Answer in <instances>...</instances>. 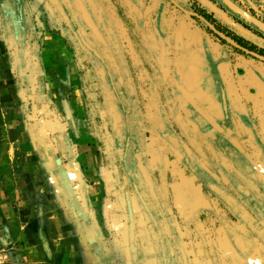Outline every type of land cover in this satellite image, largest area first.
<instances>
[{"label":"rangeland","instance_id":"obj_1","mask_svg":"<svg viewBox=\"0 0 264 264\" xmlns=\"http://www.w3.org/2000/svg\"><path fill=\"white\" fill-rule=\"evenodd\" d=\"M96 1L116 32L117 39L109 47L95 41L93 36L99 38L73 0L19 3L26 17L35 18L53 47L61 50V78L80 93V125L86 135L81 133L79 138H88L106 169L101 174L105 225L114 228L111 234L127 244L129 229L134 234L131 239L137 259L156 264L154 249L147 242L148 221L133 188L139 175L145 192L157 191L180 229L188 264H255L262 260L261 244L246 262L237 256L222 227L223 220H238L197 175L208 173L228 185L236 196L238 191H249L264 204V196L259 195L264 194V62L236 49L190 13L202 16L207 10L227 32L202 17L232 39L241 31L251 32L252 41L246 42L250 49L264 41V0ZM104 47L110 50L105 52ZM111 53L117 62L116 67L110 58L119 71L117 80L147 131L144 161L138 158L129 169L123 164L124 153L118 149L113 131L124 110L117 91L105 79L109 69L113 72L110 65L105 66ZM171 137L183 146V152L171 143ZM228 151L253 168L258 175L257 189L244 181L247 167L243 165V178H239V173L225 165ZM184 154L204 169L189 168ZM140 164L150 174L147 178ZM228 169L236 180L233 187L224 181ZM126 193L139 225L132 231L126 218ZM127 247L132 259L131 243ZM4 252L2 262L8 263Z\"/></svg>","mask_w":264,"mask_h":264},{"label":"crops","instance_id":"obj_2","mask_svg":"<svg viewBox=\"0 0 264 264\" xmlns=\"http://www.w3.org/2000/svg\"><path fill=\"white\" fill-rule=\"evenodd\" d=\"M35 20L0 0V264H132V233L127 244L104 222L106 169L79 138L80 93Z\"/></svg>","mask_w":264,"mask_h":264},{"label":"flooded vegetation","instance_id":"obj_3","mask_svg":"<svg viewBox=\"0 0 264 264\" xmlns=\"http://www.w3.org/2000/svg\"><path fill=\"white\" fill-rule=\"evenodd\" d=\"M73 1L78 7L80 6V3L84 5V7L91 15L93 21L99 28V31L104 39L103 41H100L92 35L95 41H99L101 46H108L109 44L114 45V41L115 39H117L116 32L111 29V31H105V35L102 31V29L105 28V24H108L109 26L112 24L107 18L104 17L98 1ZM201 13H203L202 16H204L205 18H207L208 16L212 18L214 17L213 14L208 13L205 9ZM235 36H237L241 40H244L245 42L252 41L249 36L253 37L251 32L247 33L243 31H241L240 33H236ZM260 41L262 40H259V42ZM170 139L173 145H177L176 141L173 140L174 138L171 137ZM194 144L196 145L197 143L195 142ZM177 146H179L178 148L183 152V146ZM227 153L229 154V158L226 159L225 165L228 168L232 169L233 172L239 173V178H243L241 173L242 169H244V167H247L248 169H246L247 171H245L247 175L245 176L244 181L250 185V188L257 189L258 185L256 179H258V175L256 174V172H254L253 168L248 164H245V162L242 160L237 161L236 153L234 154L230 151H228ZM232 157L235 158L233 159ZM182 158L184 162L187 163L189 168L193 170H197L198 168L204 169L201 164L196 163L192 158H188L186 154H184ZM228 171L229 169L224 173V181H228L233 187V184L236 180L233 178L234 176L231 175V173L229 174ZM250 171H252L254 174ZM205 174L206 176H202L201 174L197 175V177L201 179L202 185L207 189L212 190V192L218 197L219 201L224 204L226 208L233 214L234 218L239 221L223 220L222 228L231 248L234 250L237 256H239V258L243 259V261L246 262V259L249 260L252 257V253L256 249L257 245L261 244L264 248V204H262L260 200L249 191H238V194L240 196H238V194L236 196L228 185L224 184L223 182L217 181L216 178L208 173ZM148 175L150 176L149 173ZM154 192L155 194L151 191L149 193V196H151L154 200L153 205L152 202L148 201L147 199H145L143 203L139 201L144 216L148 221L147 227L149 230L150 239L147 242L150 243L154 249L155 256L153 259H155L156 264H188L187 254L184 250L181 236L179 234L180 229H178L176 224L173 222L164 203H162V201L160 200L157 191L155 190ZM259 195L264 196V194L261 192L259 193ZM245 203H247L248 205H246ZM147 207L153 208L152 210L154 211L153 215L155 218L154 224H150ZM235 223H237V225ZM152 228H154V232L156 234L155 238H153L154 236L152 234ZM260 261L264 262V257H262V260L257 259L255 264H258Z\"/></svg>","mask_w":264,"mask_h":264},{"label":"trees","instance_id":"obj_4","mask_svg":"<svg viewBox=\"0 0 264 264\" xmlns=\"http://www.w3.org/2000/svg\"><path fill=\"white\" fill-rule=\"evenodd\" d=\"M207 19L211 21L213 24H215L217 28L220 29L222 32H227L223 27H220V25L216 24L215 20H213L212 17L208 16ZM111 29L114 30V27H112V25L109 26L108 24H105V28H103L102 31L105 34V31H111ZM233 38L239 41L243 46L248 47V48L250 47L249 46L250 44L246 43L244 40H241L237 36H233ZM251 47L252 48L250 49H253L257 51L258 53L264 55V41L257 45L252 44ZM109 50H106V48L104 47L105 52H108ZM108 56L109 58L106 57L105 66L110 65L112 67L113 72H111L109 69L110 72L109 71L107 72V78L105 79L107 82L110 83L112 89L115 92L117 91L119 98L122 100L121 105H122V109L124 110L123 116L119 115V121L117 125L114 127L113 131L114 132L116 131L115 134L117 135L116 140H115L116 145L118 149L122 150L124 153V159L122 160L123 164L127 167V169H129L133 167V164L138 162V158H141L144 161V155L146 154L145 137L147 136V131H146L145 125L143 123V120L140 114L133 113L131 109V105H130V98H127L128 94L126 93L124 94L125 90L123 89V86L119 83V81L117 80L119 71L115 68V66L113 67L112 60L117 65L116 58L114 57V53L113 54L111 53V55L109 54ZM110 58L112 60H110ZM144 187L147 188L146 184ZM133 188L135 189L138 202L141 201L143 203V201L147 199L148 201L152 202V205L154 204V200L152 199V197L149 196V193L145 192V189L143 188V183H140L139 175H137L136 179L133 181ZM125 195H126V206L128 210L129 224L131 227H133L132 228L133 230L136 227L137 221L134 217V212H133V209L130 203L129 195L128 193H126ZM152 209L153 208L147 207L148 218L150 220V224L155 223V218L153 215L154 211ZM152 232L154 236L153 238H155L156 234L154 232V228H152ZM133 237H134V234L132 233L131 238ZM135 250H136L135 244L133 242V239H131V251H132L133 264H142V262L140 261V258L139 260L137 259Z\"/></svg>","mask_w":264,"mask_h":264},{"label":"water","instance_id":"obj_5","mask_svg":"<svg viewBox=\"0 0 264 264\" xmlns=\"http://www.w3.org/2000/svg\"><path fill=\"white\" fill-rule=\"evenodd\" d=\"M80 6H81V11H82V14H83V17H84V20L86 22V24L89 26V28L93 31V33L99 38L102 40V37H101V34L99 32V29L97 27V25L95 24V22L93 21L92 17L90 16L89 12L87 11V9L84 7V5L82 3H80ZM231 6V5H230ZM233 8V10L241 13L242 15L246 16L245 14H243L239 9L231 6ZM191 15L193 16H196L198 18H200L201 20H203L205 23L208 24V26L223 40H225L227 43H229L230 45H232L233 47H235L236 49L248 54V55H251L261 61L264 62V55L260 54V53H257V52H254L242 45H240L238 42H236L234 39L230 38L229 36L225 35L224 33H222L221 31H219L212 23H210L207 19H205L204 17L198 15V14H192L190 13ZM140 168H141V171L143 172L144 174V177L147 178L148 177V174L147 172L145 171V169L143 168V165L140 164ZM148 184L151 185L150 181H148Z\"/></svg>","mask_w":264,"mask_h":264}]
</instances>
